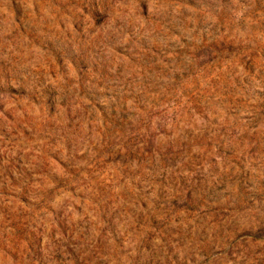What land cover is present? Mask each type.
Masks as SVG:
<instances>
[{
  "label": "rangeland",
  "instance_id": "1",
  "mask_svg": "<svg viewBox=\"0 0 264 264\" xmlns=\"http://www.w3.org/2000/svg\"><path fill=\"white\" fill-rule=\"evenodd\" d=\"M0 264H264V0H0Z\"/></svg>",
  "mask_w": 264,
  "mask_h": 264
},
{
  "label": "trees",
  "instance_id": "2",
  "mask_svg": "<svg viewBox=\"0 0 264 264\" xmlns=\"http://www.w3.org/2000/svg\"><path fill=\"white\" fill-rule=\"evenodd\" d=\"M60 225H65V224H64L63 221H61V222H60ZM96 247H97V248H100L101 246L97 245V246H95V249H96ZM81 257H82V260L87 261V260H91L92 257H100V256H98V255H96V254H95V256H93V255L85 256L84 254H82Z\"/></svg>",
  "mask_w": 264,
  "mask_h": 264
}]
</instances>
